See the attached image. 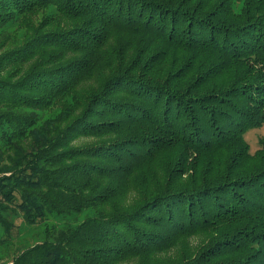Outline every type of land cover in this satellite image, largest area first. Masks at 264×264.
I'll list each match as a JSON object with an SVG mask.
<instances>
[{
    "label": "trees",
    "instance_id": "16d2710c",
    "mask_svg": "<svg viewBox=\"0 0 264 264\" xmlns=\"http://www.w3.org/2000/svg\"><path fill=\"white\" fill-rule=\"evenodd\" d=\"M263 123L264 0H0V264H264Z\"/></svg>",
    "mask_w": 264,
    "mask_h": 264
},
{
    "label": "rangeland",
    "instance_id": "374dc122",
    "mask_svg": "<svg viewBox=\"0 0 264 264\" xmlns=\"http://www.w3.org/2000/svg\"><path fill=\"white\" fill-rule=\"evenodd\" d=\"M264 136V123L261 127L251 128L245 133V139L250 145L251 152H254L259 147V138ZM37 229V228H36ZM32 227L27 226L21 218L16 220V227L13 229L14 246L21 242H32L34 234L38 232Z\"/></svg>",
    "mask_w": 264,
    "mask_h": 264
}]
</instances>
